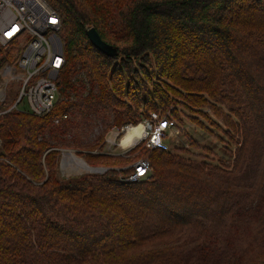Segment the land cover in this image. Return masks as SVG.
<instances>
[{
  "label": "trees",
  "instance_id": "16d2710c",
  "mask_svg": "<svg viewBox=\"0 0 264 264\" xmlns=\"http://www.w3.org/2000/svg\"><path fill=\"white\" fill-rule=\"evenodd\" d=\"M45 1L64 64L48 113L0 116V264H264V0ZM151 113L223 155L194 138L102 153ZM64 149L107 170L59 177ZM139 157L151 171L125 181Z\"/></svg>",
  "mask_w": 264,
  "mask_h": 264
},
{
  "label": "built area",
  "instance_id": "2783aa9c",
  "mask_svg": "<svg viewBox=\"0 0 264 264\" xmlns=\"http://www.w3.org/2000/svg\"><path fill=\"white\" fill-rule=\"evenodd\" d=\"M60 27L58 13L45 0H0L1 58L7 57L0 63V116L20 109L39 116L52 109L58 95L56 80L64 64ZM9 86L16 92L9 94ZM143 125L139 141H145L148 149H166V133L176 132L177 127L170 115L156 113ZM132 167L134 172L125 181L138 182L151 171L148 159H139Z\"/></svg>",
  "mask_w": 264,
  "mask_h": 264
},
{
  "label": "rangeland",
  "instance_id": "374dc122",
  "mask_svg": "<svg viewBox=\"0 0 264 264\" xmlns=\"http://www.w3.org/2000/svg\"><path fill=\"white\" fill-rule=\"evenodd\" d=\"M3 59L4 61H6L7 57ZM8 89H9V94H13L14 92H16L15 88L12 86H9ZM144 121L145 120H143V122H140V123L144 124ZM176 124H177V127L175 129L176 132L170 131L166 133V136H165V143L167 145L166 149H169V148L172 149L174 146H182V145L188 146L190 144V140L194 138L199 144H206L210 147H213L214 151L217 153V156L221 157V155H223L224 151L221 149L220 142L216 138H214V136L207 130H202L200 126H197L196 124L192 123L188 119H184L183 123L179 125L178 123ZM136 126H131V127H136ZM126 133H127L126 131H121V132L117 130L109 131V133H107L106 138H105V145L103 146L104 151L102 153H105L108 155L125 156L131 150L137 147L139 148V146L141 145H143L142 149L146 148L144 145L145 141H142V140L139 141L140 139L135 143H132V141H130L128 145L124 146L122 144V140L124 136L126 135ZM68 154H74L75 157H77L78 159H81L89 168L92 167V166H89L81 156H78L75 150L64 149V150H61L59 164H58L59 165V172H58L59 177H68L71 175H78V174H83V173H103L107 170V168L105 169L104 167H100L104 169H92V168H98V167H92L90 168L91 170H83L82 168L77 166L70 158L66 157ZM139 159H148V158L139 157L138 160ZM132 165L133 164L128 165V166L132 167Z\"/></svg>",
  "mask_w": 264,
  "mask_h": 264
},
{
  "label": "bare ground",
  "instance_id": "6f19581e",
  "mask_svg": "<svg viewBox=\"0 0 264 264\" xmlns=\"http://www.w3.org/2000/svg\"><path fill=\"white\" fill-rule=\"evenodd\" d=\"M144 129L145 127L141 123L136 127H130L122 140V144L126 146L130 141H132V143L137 142L143 136ZM66 157L70 158L77 166H79L83 170H91L81 159L75 157L74 154H68Z\"/></svg>",
  "mask_w": 264,
  "mask_h": 264
},
{
  "label": "water",
  "instance_id": "95a60500",
  "mask_svg": "<svg viewBox=\"0 0 264 264\" xmlns=\"http://www.w3.org/2000/svg\"><path fill=\"white\" fill-rule=\"evenodd\" d=\"M86 36L89 40V42L99 51H101L103 54L110 56V57H114L117 54V50L115 47L107 44L106 42H104L100 36L98 35V33L96 32V30L94 28H89L86 30ZM92 168V167H90ZM92 169H104V168H92ZM106 169V168H105Z\"/></svg>",
  "mask_w": 264,
  "mask_h": 264
},
{
  "label": "clouds",
  "instance_id": "9594fccd",
  "mask_svg": "<svg viewBox=\"0 0 264 264\" xmlns=\"http://www.w3.org/2000/svg\"><path fill=\"white\" fill-rule=\"evenodd\" d=\"M139 125V124H138Z\"/></svg>",
  "mask_w": 264,
  "mask_h": 264
}]
</instances>
